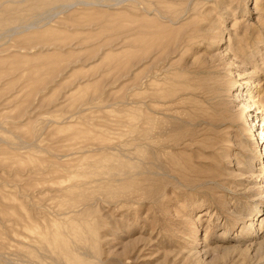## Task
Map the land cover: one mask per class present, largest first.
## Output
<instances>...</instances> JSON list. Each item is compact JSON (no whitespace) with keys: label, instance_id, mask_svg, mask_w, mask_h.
<instances>
[{"label":"rangeland","instance_id":"1","mask_svg":"<svg viewBox=\"0 0 264 264\" xmlns=\"http://www.w3.org/2000/svg\"><path fill=\"white\" fill-rule=\"evenodd\" d=\"M248 92L264 0H0V264H264Z\"/></svg>","mask_w":264,"mask_h":264},{"label":"bare ground","instance_id":"2","mask_svg":"<svg viewBox=\"0 0 264 264\" xmlns=\"http://www.w3.org/2000/svg\"><path fill=\"white\" fill-rule=\"evenodd\" d=\"M221 46H222V45H221ZM241 83H242V82H241ZM241 83H239L238 85L242 86ZM248 84H251L249 80H248L246 83H244V85H248ZM238 85H237V86H238ZM237 95L239 96L240 94H237ZM239 101L246 102L245 105H243V106H241V107H243L244 112H246V113L248 114V118H252V121L254 122V124H252V128H253V126L256 127L257 124H255V122L258 121L259 119H261V121L264 122V119H263L260 115H258V113L260 112V110H256V108L253 107V106H254L253 104H255V103L253 102V101H254V100H253V96H251V95L249 94V92L247 93V97L240 98ZM236 108H237V107H236ZM253 129H254V128H253ZM258 130H259V131H258ZM253 131H258L257 133H259V135H261V139L264 141V127L262 128L261 131H260V127H259V129L257 128V129H254ZM262 144L264 145V142H263ZM257 153H258V154H262V153H264V152H263V150L258 149V150H257ZM260 171H261V169H260ZM259 176H260V175H259ZM262 177H264V175H263ZM256 181H258V180H256ZM263 183H264V181H263ZM262 185H263V184H262ZM258 200H259V206H258L257 211L255 212L254 216H257V215L259 214V212L261 211V205L264 204V190H263L262 195L259 197ZM233 212H234V211H233ZM239 214H240V213H238V215H239ZM240 215H241V214H240ZM252 216H253V215H251L250 219H251V220H254L255 218H252ZM243 217H244V216H243ZM241 219H242V218H241ZM250 219H249V220H250ZM262 222L264 223V218H263ZM249 225H251L252 229L255 228V226H254V222H252V224H249ZM250 246H251V245H250Z\"/></svg>","mask_w":264,"mask_h":264}]
</instances>
